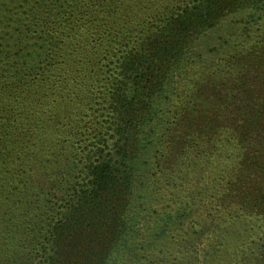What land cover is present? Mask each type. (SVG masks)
Instances as JSON below:
<instances>
[{"label":"trees","instance_id":"16d2710c","mask_svg":"<svg viewBox=\"0 0 264 264\" xmlns=\"http://www.w3.org/2000/svg\"><path fill=\"white\" fill-rule=\"evenodd\" d=\"M245 1L258 11L252 19L264 18V0H6L0 260L17 245L32 264L102 262L137 138L166 124L165 88L199 33ZM174 112L172 126L191 122ZM246 264H264V245Z\"/></svg>","mask_w":264,"mask_h":264},{"label":"rangeland","instance_id":"374dc122","mask_svg":"<svg viewBox=\"0 0 264 264\" xmlns=\"http://www.w3.org/2000/svg\"><path fill=\"white\" fill-rule=\"evenodd\" d=\"M242 3L195 36L165 88L166 124L137 138L129 182L112 198L114 248L100 264H246L264 245V84L255 79L264 69V18L252 19L257 9ZM181 110L191 122L172 126ZM17 247L0 264L34 262Z\"/></svg>","mask_w":264,"mask_h":264}]
</instances>
